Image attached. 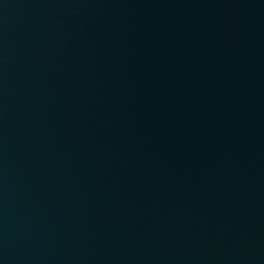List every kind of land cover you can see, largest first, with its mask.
Listing matches in <instances>:
<instances>
[{"label": "water", "instance_id": "obj_1", "mask_svg": "<svg viewBox=\"0 0 264 264\" xmlns=\"http://www.w3.org/2000/svg\"><path fill=\"white\" fill-rule=\"evenodd\" d=\"M0 264H264V0H0Z\"/></svg>", "mask_w": 264, "mask_h": 264}]
</instances>
